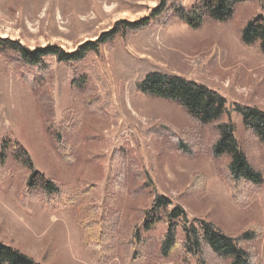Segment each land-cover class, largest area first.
Masks as SVG:
<instances>
[{"label": "rangeland", "instance_id": "obj_1", "mask_svg": "<svg viewBox=\"0 0 264 264\" xmlns=\"http://www.w3.org/2000/svg\"><path fill=\"white\" fill-rule=\"evenodd\" d=\"M161 1L0 0V39L29 49L50 44L74 52L120 22L124 26L149 16ZM180 2L191 7L195 0ZM259 14L264 16V4L247 0L224 23L210 20L192 29L177 18L169 24L153 20L140 32L118 34L83 61L59 63L48 57L55 116L69 160L58 154L35 95L22 82V72L0 54V143L6 138L18 142L33 166L28 169L14 158L10 142L13 148L6 151L0 174V241L43 264H201L190 254L159 253L167 229L162 210L154 214L156 222L149 230L143 222L139 225L141 254L121 257L124 251L118 246L128 242L131 227L141 220L140 208L150 207L153 199L142 195L130 200V189L142 184L146 172L155 192L172 200L170 210L182 206L200 230L204 220L233 236L254 224L264 229V139L250 132L241 115L232 114L235 136L253 169L262 174L260 182H252L255 186L236 199L226 178L228 159L211 154L214 127L197 124L179 104L146 96L137 87L157 71L206 84L229 105L264 110V53L257 44L243 43L240 35ZM78 77H87L86 87L74 85ZM93 95L99 100L96 112L86 99ZM159 125L172 127L186 141L184 148L178 147V139L160 134ZM119 170L125 179L122 186ZM35 171L68 185L75 202L66 197L64 206L51 211L42 196L31 198L26 186ZM89 184L99 185L101 195L97 225L90 220L91 207H82L91 197L82 196L81 189ZM112 219L117 226L106 244L108 257L101 263L85 248H95L97 229ZM176 222L180 228L182 219ZM250 245L258 263L264 264V234Z\"/></svg>", "mask_w": 264, "mask_h": 264}, {"label": "trees", "instance_id": "obj_2", "mask_svg": "<svg viewBox=\"0 0 264 264\" xmlns=\"http://www.w3.org/2000/svg\"><path fill=\"white\" fill-rule=\"evenodd\" d=\"M245 1L247 0H195L191 7H186L180 0H162L149 16L135 22H125L126 25L124 26H121L122 22H120L111 31L105 32L95 41L85 42L74 52H67L62 47L50 44L45 47L38 46L29 49L18 41L1 38L0 54H3L8 65L22 72V82L28 85L35 95L38 109L44 116V124L47 125L46 131L56 146L58 154L63 159L69 160L70 155L64 153V135L57 123V116H55L56 101L53 93L54 86L51 81L52 66L47 61L48 57H55L59 63L83 61L87 58L88 53L96 52L100 45L114 40L118 34H124L126 31L130 33L140 32L149 28L153 20L154 23L169 24L174 18H177L186 22L192 29L200 28L210 20L224 23L234 16L239 3ZM259 1L264 4V0ZM240 35L243 43L247 45L257 44L264 53V16L259 14L255 20L249 21L241 29ZM73 70L77 75L78 70L75 68ZM86 84H88L87 77H78L77 81H74V85L80 89L86 87ZM137 87L146 96L170 100L179 104L197 124L214 127L211 154L214 158L228 159L226 178L234 196H237L236 199L240 198L244 189L246 190L249 186L254 187V182L261 181L262 174L253 169L248 154L235 136L236 125L231 116L235 112L241 115L250 132L257 138L264 139V110L244 104L229 105L223 95L206 84L189 80L183 76L157 71L138 82ZM87 92L93 93L91 87ZM86 99L92 112H96L99 109L98 97L93 95V97ZM158 127H161L160 134L178 139L181 142L178 144L180 149L184 148V143L187 144L184 139H180L181 136L177 135L172 127L165 125ZM10 142L14 143V158L22 162L28 169L33 168L28 155L18 142L15 143L6 138L0 143L1 176L4 174L3 161L6 151L13 148L9 146ZM117 174L119 175V184L122 186L125 182L124 175L120 174V170ZM141 178L143 179L142 184L137 188L130 189L131 202L142 195L147 198L153 196V199L150 202V207L140 208L141 220L131 227L132 234L128 242L118 246V250L124 251L121 257L127 258L141 254L142 250L137 248L141 242L139 225L143 222V228L149 230L156 222L154 214L162 210L164 211L167 229L159 241L158 251L160 254H165L166 257L173 253L190 254L197 257L201 264H259L256 252L251 247L250 242L262 238L264 229L261 225H251L242 235L233 236L227 234L218 225L204 220L202 221V230H200L182 206L176 205L170 210L173 204L172 200L155 192L150 173L146 172ZM98 187L97 184H89L81 189L82 196L91 197L88 198L89 201L86 204H82L84 205L82 207H91L89 209L92 214L90 220L96 225L99 223L97 218L100 213L99 201L101 198ZM26 188L31 198H34V195L42 196L44 206L51 211L64 206L70 197L72 198L71 201L75 202L76 200L74 191L69 189L68 185H61L53 178L47 179L37 171L30 175ZM26 198L27 193L22 200L24 201ZM177 219H182L180 228L176 222ZM113 222V219L108 225L105 222L97 229V245L92 251L89 249L90 246L85 248L94 259L101 258V263H104V258L108 257L109 250L106 244L112 240L113 234L111 232L116 230L117 224ZM180 233L183 234V238L180 237ZM0 264L43 263L37 262L25 252H20L15 247L0 241Z\"/></svg>", "mask_w": 264, "mask_h": 264}]
</instances>
